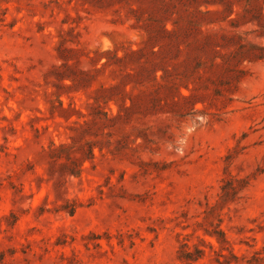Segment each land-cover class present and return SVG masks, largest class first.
Masks as SVG:
<instances>
[{
  "label": "rangeland",
  "instance_id": "374dc122",
  "mask_svg": "<svg viewBox=\"0 0 264 264\" xmlns=\"http://www.w3.org/2000/svg\"><path fill=\"white\" fill-rule=\"evenodd\" d=\"M0 264H264V0H0Z\"/></svg>",
  "mask_w": 264,
  "mask_h": 264
}]
</instances>
